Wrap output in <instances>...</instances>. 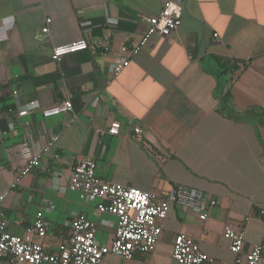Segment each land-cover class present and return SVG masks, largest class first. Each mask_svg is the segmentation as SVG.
I'll use <instances>...</instances> for the list:
<instances>
[{
  "label": "crops",
  "instance_id": "obj_1",
  "mask_svg": "<svg viewBox=\"0 0 264 264\" xmlns=\"http://www.w3.org/2000/svg\"><path fill=\"white\" fill-rule=\"evenodd\" d=\"M164 2L0 0V214L10 232L24 235L41 210L48 233L31 237L56 250L78 213L95 223L97 241L109 244L116 216L69 188L74 164L92 158L107 181L156 193L184 185L216 201L205 219L171 204L152 252L107 254L101 264H181L171 257L180 232L212 258L205 264H244L229 249L226 225L243 228L245 249L264 242V0H178L181 24L153 34L113 75L119 45L139 40L144 18ZM80 38L89 49L53 60L55 45ZM217 57L239 68L219 75ZM217 83L230 92L232 116L216 110ZM65 98L72 110L41 114ZM31 100L35 107L17 118L14 111ZM113 120L118 135L107 133ZM134 126L140 139L131 135ZM20 141L41 158L13 186L24 161L8 149Z\"/></svg>",
  "mask_w": 264,
  "mask_h": 264
},
{
  "label": "built area",
  "instance_id": "obj_2",
  "mask_svg": "<svg viewBox=\"0 0 264 264\" xmlns=\"http://www.w3.org/2000/svg\"><path fill=\"white\" fill-rule=\"evenodd\" d=\"M181 14L182 7L178 0H165L156 15L146 16L139 40L119 45L121 58L112 65L111 73L119 74L128 65L131 57L149 42L153 34L168 35L177 28L181 24ZM46 22H50V19ZM47 30V26L41 29L42 32ZM89 48L87 40L80 38L55 45L51 56L53 60L59 61L66 54ZM91 49L94 51L93 46ZM104 49L107 51L109 47L104 46ZM34 107L35 102L31 100L24 107L15 110L14 115L21 118ZM72 108L71 100L65 98L57 104L42 108L40 112L48 117ZM119 132L120 123L111 121L107 133L118 135ZM141 132L139 126H134L131 135L140 139ZM55 139L56 137L51 138L48 146ZM8 151L24 161L13 180L14 186L21 176L39 165L41 153L33 151L27 141L16 143ZM69 188L85 201L99 199L97 210L116 216L112 241L109 244H100L95 237V223L83 214L75 213L70 220L68 236L59 243L56 250H51L31 237L34 234L43 238L48 233L49 222L41 210L35 213L33 224L26 229L24 235L10 232L7 229V220L0 214V264H101L102 258L107 254L124 259L132 258L136 253L148 254L156 247L162 231L160 221L166 217L171 204L195 210L200 219H205L207 207L216 203L207 192L194 187L174 185L166 191L156 193L107 181L96 173V163L92 158L80 159L74 164ZM4 194H0V200ZM224 236L229 241L230 251L240 254L244 264H264V242L254 243L245 249L243 228L230 225L225 226ZM171 257L181 264H205L212 261L198 243L184 232L174 236Z\"/></svg>",
  "mask_w": 264,
  "mask_h": 264
},
{
  "label": "trees",
  "instance_id": "obj_3",
  "mask_svg": "<svg viewBox=\"0 0 264 264\" xmlns=\"http://www.w3.org/2000/svg\"><path fill=\"white\" fill-rule=\"evenodd\" d=\"M218 62V74H224L227 71H236L239 68V65L236 60H230L223 57H217L216 58ZM220 84L217 83V91L215 90V95L218 98V106L216 110L221 114H226L228 116H232L233 112L230 108V92L229 91H223L222 88L219 86Z\"/></svg>",
  "mask_w": 264,
  "mask_h": 264
},
{
  "label": "rangeland",
  "instance_id": "obj_4",
  "mask_svg": "<svg viewBox=\"0 0 264 264\" xmlns=\"http://www.w3.org/2000/svg\"><path fill=\"white\" fill-rule=\"evenodd\" d=\"M252 118V117H251Z\"/></svg>",
  "mask_w": 264,
  "mask_h": 264
}]
</instances>
